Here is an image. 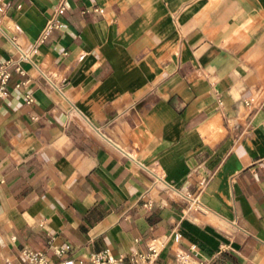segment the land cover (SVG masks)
Instances as JSON below:
<instances>
[{"label":"crops","instance_id":"0c3cea01","mask_svg":"<svg viewBox=\"0 0 264 264\" xmlns=\"http://www.w3.org/2000/svg\"><path fill=\"white\" fill-rule=\"evenodd\" d=\"M59 3L62 27L0 98V264H54L63 244L76 263L127 257L154 238L159 264L191 245L264 264V0H0V64Z\"/></svg>","mask_w":264,"mask_h":264},{"label":"built area","instance_id":"2783aa9c","mask_svg":"<svg viewBox=\"0 0 264 264\" xmlns=\"http://www.w3.org/2000/svg\"><path fill=\"white\" fill-rule=\"evenodd\" d=\"M64 10L63 3H59L57 7L54 9L52 16L45 22L38 38L36 39L34 45L28 52H22L20 49L18 51V57L14 62L5 61L0 64V98L4 99L8 95L7 91V82L10 77L9 67L13 63L14 71L23 75V71L20 68V63L28 62L29 59L36 53V47L39 45L43 39H45L49 32L52 29H60L62 24L58 20V16L62 14ZM0 12H2V8L0 7ZM92 12L101 14L102 11L100 9H92ZM26 104H30L32 100L29 96H26ZM250 100H247L243 103L245 107L250 106ZM155 181L152 183V187L154 186ZM182 199L187 204V210H191L198 215L204 216L207 212L206 208L202 206L197 197H192L188 194L181 196ZM152 204L150 201L144 202L141 207L150 210ZM179 235L174 234L172 239L174 242H178ZM166 240L165 238H154L147 242L146 244V252L144 254L139 253H131L127 257H113L108 250L104 249L102 251L91 253L88 255L85 264H159L157 262L158 257L162 249L165 247ZM70 247L67 244H63L61 246L52 247L51 253L54 257L58 259V261L54 264H82L80 262L76 263L74 259L70 256H67ZM190 254H187L182 251H176L173 253L172 264H209L204 261L195 260L196 251L194 246L189 247ZM23 261L21 264H49L47 262L46 256L39 252H34L31 250H24L22 252ZM3 264H14L11 260L6 259L3 260Z\"/></svg>","mask_w":264,"mask_h":264}]
</instances>
